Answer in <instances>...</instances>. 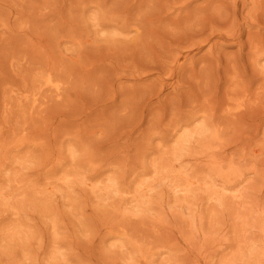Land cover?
<instances>
[{"label":"rangeland","instance_id":"rangeland-1","mask_svg":"<svg viewBox=\"0 0 264 264\" xmlns=\"http://www.w3.org/2000/svg\"><path fill=\"white\" fill-rule=\"evenodd\" d=\"M0 264H264V0H0Z\"/></svg>","mask_w":264,"mask_h":264}]
</instances>
